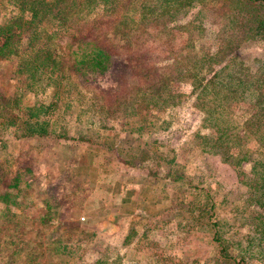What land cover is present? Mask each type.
Returning a JSON list of instances; mask_svg holds the SVG:
<instances>
[{"label": "rangeland", "instance_id": "rangeland-1", "mask_svg": "<svg viewBox=\"0 0 264 264\" xmlns=\"http://www.w3.org/2000/svg\"><path fill=\"white\" fill-rule=\"evenodd\" d=\"M7 1L0 0V22L18 12ZM196 10L170 23L172 51L185 44L180 24ZM203 23V38L213 37L217 26ZM21 39L19 56L0 61V264H213L210 231L194 217L193 206L202 205L233 254L264 264V243L240 250L258 235L256 210L264 213L252 191L253 161L205 149L201 136L213 130L188 79L172 84L178 103L164 109L153 107L152 90L134 91L147 64L168 63L171 54L150 55L145 65L117 52L99 76L48 70L39 82L16 73L29 55ZM263 54L257 41L234 50L251 69ZM249 112L244 97L231 105L232 121L227 116L241 135ZM24 120L44 122L47 132L20 130Z\"/></svg>", "mask_w": 264, "mask_h": 264}, {"label": "trees", "instance_id": "trees-1", "mask_svg": "<svg viewBox=\"0 0 264 264\" xmlns=\"http://www.w3.org/2000/svg\"><path fill=\"white\" fill-rule=\"evenodd\" d=\"M7 3L18 12L0 22V61L19 56L16 44L22 36L24 52L29 55L19 62L16 73L35 77L39 82L46 81L43 77L48 70L61 78L75 74L85 76L84 79L88 75L99 76L109 68L117 52L145 65L150 55L171 54L168 63L147 64L134 91L140 87L152 90L153 107L164 109L178 103L176 95L171 94L172 84L188 79L191 92L195 93V106L203 113L202 121L213 130L212 136H201L205 149L220 153L224 160L230 157L238 162L252 160L257 183L252 191L257 195V203L264 207V54L255 58L254 69L234 55L243 42L264 44V0H8ZM194 7L197 10L193 18L180 24L187 33L185 44L172 51L170 23ZM205 20L217 26L211 38H203ZM200 41L207 42L197 49ZM66 44L71 49L67 56L62 50ZM80 48L84 49L77 50ZM115 90L114 94L120 96L124 89ZM244 97L251 112L242 123L244 135H241L235 130L237 124L230 125L227 116L230 120L231 105ZM3 106L2 100L0 112ZM32 115L30 112V118ZM19 129L47 132L42 121L24 120ZM246 141L253 142V146L245 144ZM236 166L237 172L244 174L241 164ZM193 208L195 219L205 223L210 231L208 243L214 251L213 264H245L243 254L230 251V241L224 238L219 222L207 206ZM256 211L260 213L257 215L260 222L253 226V231L258 235L240 248L242 252L264 243V213ZM97 263L105 264V260L100 258Z\"/></svg>", "mask_w": 264, "mask_h": 264}, {"label": "crops", "instance_id": "crops-1", "mask_svg": "<svg viewBox=\"0 0 264 264\" xmlns=\"http://www.w3.org/2000/svg\"><path fill=\"white\" fill-rule=\"evenodd\" d=\"M104 223H107V220H105Z\"/></svg>", "mask_w": 264, "mask_h": 264}]
</instances>
